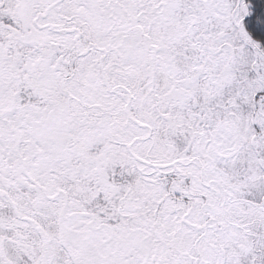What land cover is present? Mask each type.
Wrapping results in <instances>:
<instances>
[{
  "label": "snow or ice",
  "instance_id": "obj_1",
  "mask_svg": "<svg viewBox=\"0 0 264 264\" xmlns=\"http://www.w3.org/2000/svg\"><path fill=\"white\" fill-rule=\"evenodd\" d=\"M0 264H264V0H0Z\"/></svg>",
  "mask_w": 264,
  "mask_h": 264
}]
</instances>
